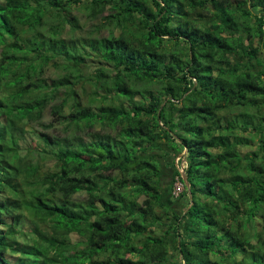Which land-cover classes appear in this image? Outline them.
<instances>
[{"label": "trees", "instance_id": "trees-1", "mask_svg": "<svg viewBox=\"0 0 264 264\" xmlns=\"http://www.w3.org/2000/svg\"><path fill=\"white\" fill-rule=\"evenodd\" d=\"M0 264H264V0H0Z\"/></svg>", "mask_w": 264, "mask_h": 264}, {"label": "rangeland", "instance_id": "rangeland-1", "mask_svg": "<svg viewBox=\"0 0 264 264\" xmlns=\"http://www.w3.org/2000/svg\"><path fill=\"white\" fill-rule=\"evenodd\" d=\"M74 12L77 14V16H78V18H80V20H81V23L82 24H84V25H86V28H88V29H90V30H93L92 29V27H91V24L89 23V20H88V18H87V11H85V9L82 7V8H76V9H74ZM204 17L207 19L208 17H212V13H210L209 11H206L205 13H204ZM108 33H109V30L107 29L106 31L104 30L102 33H97L98 35H103V36H107L108 35ZM159 88V87H158ZM62 97V99H63V96H61ZM60 100H61V98L58 100V102L57 103H59L60 102ZM82 102L83 103H85L86 102V100H85V98H82ZM55 105H57V104H55ZM71 111V109H70V107L68 106V107H65L64 108V113H69ZM45 122L46 123H48L50 120H51V118H52V116H51V113H50V111H49V109L46 111V114H45ZM32 127L33 126H35V129L33 130V129H30L29 130V133H30V136L32 137L33 136V133H34V131H39L40 130V127L38 126V124L37 123H35L34 122V124H32L31 125ZM62 132H63V135H64V131L62 130ZM57 135H62V134H57ZM30 143L32 144H36L35 143V141H30ZM47 166H51L52 165V162H51V160H46L45 162H44ZM44 164V165H45ZM167 182L169 181V179H168V177H166V179H165ZM173 195V194H172ZM170 196L169 198H173L174 196ZM142 199L143 198H141L140 199V202L142 201ZM175 199V198H174ZM185 205H186V203H185V200L183 199V200H177L176 201V208H178L179 210H181V209H184L185 208ZM159 212H160V214L162 213V211H161V209L159 210ZM156 231H159V230H156ZM70 238H71V240L73 241V242H80V241H83V239H85L84 237L82 238V236H80V235H78V234H71L70 235Z\"/></svg>", "mask_w": 264, "mask_h": 264}, {"label": "built area", "instance_id": "built-area-1", "mask_svg": "<svg viewBox=\"0 0 264 264\" xmlns=\"http://www.w3.org/2000/svg\"><path fill=\"white\" fill-rule=\"evenodd\" d=\"M176 163L179 167V170L181 172V176L183 177L186 171V168H187V162L185 160V158H182V156H179L176 158ZM185 192V185L184 183L179 179L177 178V181L175 183V186H174V189H173V196L174 198H179L183 193Z\"/></svg>", "mask_w": 264, "mask_h": 264}, {"label": "water", "instance_id": "water-1", "mask_svg": "<svg viewBox=\"0 0 264 264\" xmlns=\"http://www.w3.org/2000/svg\"><path fill=\"white\" fill-rule=\"evenodd\" d=\"M183 182L185 184V186L188 188L189 192H190V188H189V183H188V179H187V176L186 174L183 175Z\"/></svg>", "mask_w": 264, "mask_h": 264}]
</instances>
